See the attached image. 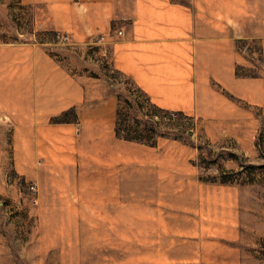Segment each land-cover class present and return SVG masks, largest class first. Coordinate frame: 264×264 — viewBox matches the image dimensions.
Instances as JSON below:
<instances>
[{
    "label": "rangeland",
    "instance_id": "obj_1",
    "mask_svg": "<svg viewBox=\"0 0 264 264\" xmlns=\"http://www.w3.org/2000/svg\"><path fill=\"white\" fill-rule=\"evenodd\" d=\"M174 4L261 21L232 39L264 78V0H0V264H264V99L211 79L165 108L113 59L139 9ZM34 59L80 99L29 120Z\"/></svg>",
    "mask_w": 264,
    "mask_h": 264
},
{
    "label": "crops",
    "instance_id": "obj_2",
    "mask_svg": "<svg viewBox=\"0 0 264 264\" xmlns=\"http://www.w3.org/2000/svg\"><path fill=\"white\" fill-rule=\"evenodd\" d=\"M222 14L215 24L210 5L198 10L177 4L162 10L139 9L127 33L110 42L115 64L165 108L188 109L186 105L202 93L201 88L209 86L211 79L221 82L235 98L259 102L264 99V78L237 74L236 66L243 64L244 57L235 51L232 36H247L248 32L263 36L261 21L258 26L251 21L248 30L242 12L223 10ZM30 66L35 79L29 88L34 95L18 102L25 106L29 120L45 119L80 99L69 93L58 98L52 93L60 75L56 63L41 64L34 59ZM29 69L23 67V74ZM102 156L98 158L108 162Z\"/></svg>",
    "mask_w": 264,
    "mask_h": 264
},
{
    "label": "trees",
    "instance_id": "obj_3",
    "mask_svg": "<svg viewBox=\"0 0 264 264\" xmlns=\"http://www.w3.org/2000/svg\"><path fill=\"white\" fill-rule=\"evenodd\" d=\"M126 136H127V135H126ZM132 137H135V138H136L137 136H132Z\"/></svg>",
    "mask_w": 264,
    "mask_h": 264
}]
</instances>
